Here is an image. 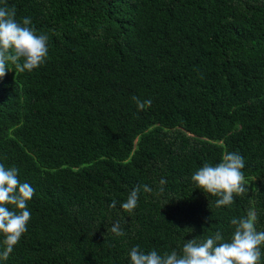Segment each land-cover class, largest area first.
Instances as JSON below:
<instances>
[{"label":"trees","instance_id":"obj_1","mask_svg":"<svg viewBox=\"0 0 264 264\" xmlns=\"http://www.w3.org/2000/svg\"><path fill=\"white\" fill-rule=\"evenodd\" d=\"M6 4L48 36V54L31 72L8 62L0 77V164L35 190L27 230L0 264L180 253L216 231L230 240L231 220L250 209L264 231V0ZM133 97L152 103L138 110ZM231 152L246 192L217 208L191 176ZM117 221L123 236L110 231Z\"/></svg>","mask_w":264,"mask_h":264},{"label":"clouds","instance_id":"obj_2","mask_svg":"<svg viewBox=\"0 0 264 264\" xmlns=\"http://www.w3.org/2000/svg\"><path fill=\"white\" fill-rule=\"evenodd\" d=\"M15 16V7L7 6L5 0L4 6L0 7V77L8 71V62L19 72H31L45 62L48 54V36L36 34L30 27V17L17 22ZM133 100L138 110L152 103L151 99L141 101L133 97ZM243 168L244 159L240 154L225 153L217 165L205 163L191 176V181L196 189L218 197L217 208L230 206L234 203V194L246 192ZM160 183L163 185L165 181ZM34 191L29 183L19 181L18 169H6L0 164V237L3 238L0 240V259L8 258L27 230L31 218L27 204ZM143 191L151 192L152 189L144 185ZM139 192L138 187L133 188L120 207L131 212L137 206ZM109 207L115 208L116 201H112ZM256 222L257 215L250 209L246 216L231 220L234 231L230 240L225 241L222 232L216 231L205 240L194 238L184 242L180 253L172 250L159 254L154 249L145 253L135 246L129 252L130 264H259L264 231L256 230ZM110 231L116 236L125 235L119 221L111 226Z\"/></svg>","mask_w":264,"mask_h":264}]
</instances>
